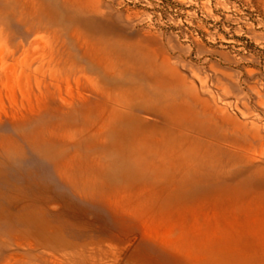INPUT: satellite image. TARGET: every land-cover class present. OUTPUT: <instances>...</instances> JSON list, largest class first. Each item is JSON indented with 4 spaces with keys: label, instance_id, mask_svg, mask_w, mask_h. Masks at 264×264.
Masks as SVG:
<instances>
[{
    "label": "rangeland",
    "instance_id": "1",
    "mask_svg": "<svg viewBox=\"0 0 264 264\" xmlns=\"http://www.w3.org/2000/svg\"><path fill=\"white\" fill-rule=\"evenodd\" d=\"M0 264H264V0H0Z\"/></svg>",
    "mask_w": 264,
    "mask_h": 264
}]
</instances>
